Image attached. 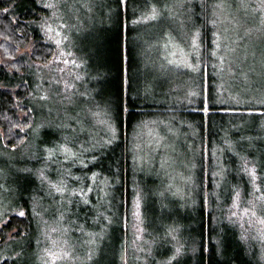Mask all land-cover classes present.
<instances>
[{
	"label": "rangeland",
	"instance_id": "1",
	"mask_svg": "<svg viewBox=\"0 0 264 264\" xmlns=\"http://www.w3.org/2000/svg\"><path fill=\"white\" fill-rule=\"evenodd\" d=\"M144 1L42 0V30L55 53L35 70L34 120L24 144L14 151L0 145V226L8 214L23 213L31 227L4 241L0 262L195 264L200 235L205 240L211 229V242L222 250V231L236 228L252 246V263L264 264V119L235 123L232 138L214 137L209 164L216 212L205 227L197 220L207 186L199 174L206 170L191 117L162 110L139 122L127 208L123 189L93 171L94 154L101 156L115 135L119 63L110 49L118 45L115 16L126 2L141 13L129 34L136 51L130 97L137 103L195 104L200 44L209 31L217 100L264 105V0H147L146 14ZM124 72L123 60L125 86ZM245 169L250 178L239 190L228 176L241 180Z\"/></svg>",
	"mask_w": 264,
	"mask_h": 264
},
{
	"label": "trees",
	"instance_id": "2",
	"mask_svg": "<svg viewBox=\"0 0 264 264\" xmlns=\"http://www.w3.org/2000/svg\"><path fill=\"white\" fill-rule=\"evenodd\" d=\"M144 3L143 12L146 14L152 7L147 0ZM122 9L123 7L119 5V11L115 16L117 26L112 34L118 45H112L110 49L114 53L112 56L119 63L112 90L115 95L112 119L115 135L107 141L101 156L94 154L98 160L93 171H103L110 183H117L123 189L122 203L127 208L135 163L133 138L141 123L162 110L181 112L191 117L198 134L200 154L198 161L201 165L204 163L206 170L199 176L207 179V186L204 201L201 199L199 203L197 221L200 227L208 226L216 212L210 187L212 172L209 164L213 152V139L221 133L232 138L235 133L230 128L240 121L252 119L257 122L264 119V105H239L217 100L219 92L217 89L214 90L217 87V75L210 69L209 61L214 53L215 43L212 36H208L209 31L200 44L202 56L198 71L200 88H194L197 90L196 103L171 107L151 105L143 101L141 104L137 103L130 97L132 83L128 71L134 50L129 34L131 25L141 17L138 15L141 13L131 12L129 2H126L125 10ZM45 17L47 12L42 0H0V145L5 150L14 151L24 144L34 120L29 101L35 84V70L45 66L55 53V45L42 30ZM20 48L24 50L20 51ZM123 60L125 86L124 75L122 77ZM204 77L205 86L202 85ZM243 172L240 175L241 180L232 181L233 178L228 176L231 183L237 184L239 190L245 188L241 183L244 184V180L250 178L247 169ZM30 227L31 222L25 216L8 214L0 226V246L8 238L16 239L23 236ZM12 229L15 231L9 235ZM210 230L205 229L207 232L205 240L202 235L199 237L198 248L191 257L195 264H253L249 252L252 246L248 247V243L242 237L245 233L236 231V228L223 230L221 241L225 238L224 249L219 250L209 238ZM248 235L249 232L246 235L247 240ZM0 264L15 263L3 259ZM118 264L126 263L122 261Z\"/></svg>",
	"mask_w": 264,
	"mask_h": 264
},
{
	"label": "snow or ice",
	"instance_id": "3",
	"mask_svg": "<svg viewBox=\"0 0 264 264\" xmlns=\"http://www.w3.org/2000/svg\"><path fill=\"white\" fill-rule=\"evenodd\" d=\"M20 215H23V213H20Z\"/></svg>",
	"mask_w": 264,
	"mask_h": 264
}]
</instances>
